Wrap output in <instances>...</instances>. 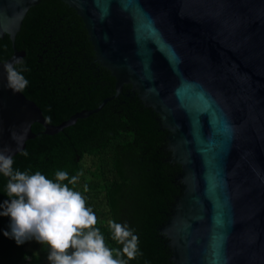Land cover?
<instances>
[{
  "label": "water",
  "instance_id": "1",
  "mask_svg": "<svg viewBox=\"0 0 264 264\" xmlns=\"http://www.w3.org/2000/svg\"><path fill=\"white\" fill-rule=\"evenodd\" d=\"M39 0H0V171L48 123L10 78L13 41ZM81 17L94 59L158 113L181 193L158 227L171 264H264V0H63ZM20 191V190H19ZM21 192V191H20Z\"/></svg>",
  "mask_w": 264,
  "mask_h": 264
},
{
  "label": "trees",
  "instance_id": "2",
  "mask_svg": "<svg viewBox=\"0 0 264 264\" xmlns=\"http://www.w3.org/2000/svg\"><path fill=\"white\" fill-rule=\"evenodd\" d=\"M13 44L24 55L9 70L10 78L48 123L112 98L53 134L32 123L36 135L3 164L0 264H40L27 244L41 214L57 216L53 257L45 245L53 264H171L158 227L181 193L180 164L169 160L158 113L129 84L114 95V77L95 61L81 17L63 0L29 7ZM12 51L8 35L0 37V60ZM85 155L97 158L101 181L92 186L101 192L104 209L87 202V190L76 188Z\"/></svg>",
  "mask_w": 264,
  "mask_h": 264
},
{
  "label": "rangeland",
  "instance_id": "3",
  "mask_svg": "<svg viewBox=\"0 0 264 264\" xmlns=\"http://www.w3.org/2000/svg\"><path fill=\"white\" fill-rule=\"evenodd\" d=\"M98 161L96 157L91 155H85L81 160V170L76 180L77 189H85L88 191L87 202L91 201L99 208L104 209V204L102 201V194L96 185L92 186L93 182L98 183L101 179L97 176L95 172L96 165ZM107 172L105 171V176ZM69 209V208H68ZM108 220V216L103 217V221ZM45 241L38 238L35 234L32 235L27 248L35 251L40 257V264H53V261L46 257L45 254Z\"/></svg>",
  "mask_w": 264,
  "mask_h": 264
},
{
  "label": "built area",
  "instance_id": "4",
  "mask_svg": "<svg viewBox=\"0 0 264 264\" xmlns=\"http://www.w3.org/2000/svg\"><path fill=\"white\" fill-rule=\"evenodd\" d=\"M34 234L45 241L51 257L57 249V216L55 214L37 215L34 220Z\"/></svg>",
  "mask_w": 264,
  "mask_h": 264
},
{
  "label": "flooded vegetation",
  "instance_id": "5",
  "mask_svg": "<svg viewBox=\"0 0 264 264\" xmlns=\"http://www.w3.org/2000/svg\"><path fill=\"white\" fill-rule=\"evenodd\" d=\"M102 66V65H101Z\"/></svg>",
  "mask_w": 264,
  "mask_h": 264
}]
</instances>
